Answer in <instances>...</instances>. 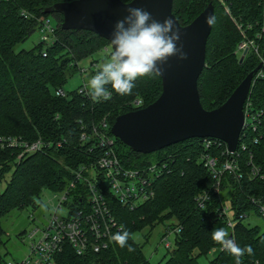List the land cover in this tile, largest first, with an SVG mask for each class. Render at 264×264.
Returning <instances> with one entry per match:
<instances>
[{
  "label": "trees",
  "instance_id": "obj_1",
  "mask_svg": "<svg viewBox=\"0 0 264 264\" xmlns=\"http://www.w3.org/2000/svg\"><path fill=\"white\" fill-rule=\"evenodd\" d=\"M56 1L68 0H0V135L18 136L25 141L39 138L42 143L38 150L23 152L22 146H0V248L4 243V215L33 207L43 189H65L78 166H96V159L108 149V145L99 144L95 129H101L112 140L111 152L120 166H146L163 159L169 171L154 180L152 197L132 209L102 185L106 205L118 225L112 236L127 230L128 244L134 251L119 247L111 236L105 249L82 256L64 245L57 255V264H150L142 245L133 241L131 235L144 226L151 228L162 223L165 228L178 227V233L174 234L164 261L157 264H194L197 257L212 250L216 252L208 264H235V257L219 249L221 244L213 240L214 228L226 229L241 247L251 245L254 254L246 253L242 264H264V226L259 229L256 224H249L247 218L238 216L251 209L245 196L261 190L264 181L234 180L226 174L222 180V184L227 182L222 187H228L230 192L226 199L209 192L205 203L197 206L195 197L207 191L212 182L209 172L197 161L201 150L199 137L164 146L148 159L113 136L109 125L114 116L151 102L160 91V79L156 75L138 79L130 95H120L109 86L110 98L99 102L91 99L83 79L75 88L64 90L62 86L68 78L81 74L79 60L90 58L86 78L95 74L102 58L94 54L108 42L87 29L61 28L60 14L46 11ZM207 3L212 5L213 22L205 40L204 66L196 86L201 106L211 109L224 101L256 65L251 55L238 61L234 49L241 38L236 23L247 36L259 31L260 6L258 0H172L171 12L180 24H185ZM50 15L55 33L51 42L38 40L29 48H14L37 29L42 16ZM261 43L264 56V32ZM57 88L63 94L56 93ZM251 93L253 103L264 108V80L253 81ZM134 99L139 101L138 106ZM101 121L105 122L103 127ZM221 201L231 208V229L225 225L224 217L217 214ZM4 261L0 256V264Z\"/></svg>",
  "mask_w": 264,
  "mask_h": 264
},
{
  "label": "built area",
  "instance_id": "obj_2",
  "mask_svg": "<svg viewBox=\"0 0 264 264\" xmlns=\"http://www.w3.org/2000/svg\"><path fill=\"white\" fill-rule=\"evenodd\" d=\"M258 4L259 31L247 36L240 24L236 23L241 38L235 44L234 52L239 56L245 50L243 56L251 55L256 60L255 64H258L242 103V125L238 140L234 149L228 150L225 142L219 138L199 137L201 150L198 152L197 161L209 172L212 182L207 191L204 190L195 197L197 206L205 203L209 192L219 194L222 186L227 184L226 181L222 184L226 174L234 180L245 178L264 181V108L254 104L251 98L253 81L264 80V56L261 52L264 0H258ZM249 27L250 24L247 23L246 28ZM36 30L40 42L46 44L53 40L54 26L48 17L42 16L38 20ZM81 69L83 68L79 67L78 71H82ZM55 92L63 94L59 88ZM133 102L136 106L140 104L135 99ZM104 124L105 122L101 121L102 127ZM95 132L98 134L99 144L108 145V149L96 159V166H78L68 187L52 191L56 196L53 210L39 224H32L22 231L20 241L25 247L23 256L17 260H5L3 264H57V255L64 245H68L77 256L105 249L118 225L106 205L102 185L107 186L116 199L129 209L152 197L154 180L169 171L166 162L159 159L146 166H120L111 152L112 140L106 137L101 129H95ZM84 135V131H81L80 137L83 138ZM41 144L39 138L25 141L18 136L0 135V146H22L21 152L38 150ZM76 184H82L84 187L77 188ZM260 189L245 196L251 209L240 212L239 217L247 218L252 213L264 222V186ZM219 199L222 200V197ZM59 210L61 214L57 213ZM230 210L228 203L221 201L217 213L224 217L225 225L229 229L233 222L228 216ZM175 233H178L176 226L161 231L159 245L163 250L171 248L172 243L167 242V238L171 236L173 239ZM229 235L232 239L231 233ZM219 249L224 248L220 245Z\"/></svg>",
  "mask_w": 264,
  "mask_h": 264
},
{
  "label": "water",
  "instance_id": "obj_3",
  "mask_svg": "<svg viewBox=\"0 0 264 264\" xmlns=\"http://www.w3.org/2000/svg\"><path fill=\"white\" fill-rule=\"evenodd\" d=\"M172 0H68L53 2L46 11L58 12L63 29H87L110 42L117 20L127 7L147 10L160 21L174 18L180 30L183 51L187 59L169 58L160 79V91L149 103L114 116L110 133L130 149L147 153L189 137H215L233 150L242 125V103L250 87L251 77L258 67L249 70L229 95L216 107L201 106L196 86L204 66L205 40L213 17L212 5L207 3L189 22L180 24L171 12ZM245 50L239 56L241 61ZM230 237V235H229Z\"/></svg>",
  "mask_w": 264,
  "mask_h": 264
},
{
  "label": "clouds",
  "instance_id": "obj_4",
  "mask_svg": "<svg viewBox=\"0 0 264 264\" xmlns=\"http://www.w3.org/2000/svg\"><path fill=\"white\" fill-rule=\"evenodd\" d=\"M126 12L114 25L110 39L112 52L88 81L89 95L95 102L110 98L109 86L120 95H130L138 79L163 75L164 65L173 56L187 59L183 44L178 47L181 33L174 18L160 21L139 7H127ZM212 22L211 17L206 18V23ZM129 238L127 230L112 236L119 247H127L131 252L134 249L128 244ZM212 238L235 257V264H242L241 258L246 253L254 254L251 245L239 246L224 228H214Z\"/></svg>",
  "mask_w": 264,
  "mask_h": 264
},
{
  "label": "rangeland",
  "instance_id": "obj_5",
  "mask_svg": "<svg viewBox=\"0 0 264 264\" xmlns=\"http://www.w3.org/2000/svg\"><path fill=\"white\" fill-rule=\"evenodd\" d=\"M51 22H53V18L49 16ZM39 40V33L37 30L32 32L26 39L22 42L16 44L14 46L15 49L29 48L36 41ZM109 44H105L101 46L94 54V57L102 58L101 64L109 57ZM90 58H84L77 62L78 67H82L81 74H74L70 78L66 80L63 84V89L68 90L75 88L83 79L88 84L90 79L86 78L88 76V61ZM98 64V62H97ZM158 154V150H154L151 152L143 153L141 158H154ZM230 192L226 188H222L219 191V195L222 199H225ZM52 191L47 189L41 190L38 195V199H36V203L33 207H24L20 210L10 211L8 214L4 215L1 220V224L3 227V239L4 243L0 248V256L4 258V260L9 259H20L25 253V247L23 243L20 241L21 231L25 228H28L32 224H39L40 221H43L44 218L48 215L49 212L53 210V205L56 200V196ZM61 214L60 210L57 212ZM246 221L249 224H256L259 229L263 228L264 222L257 215L252 213L249 214ZM165 224H158L151 228L147 226L142 227V230L135 231L131 235L133 241L142 245V250L145 258L148 260L150 264H157L158 262H163L165 259L166 251L161 248L159 245L160 234L163 229H165ZM167 242L172 243V237L169 236L167 238ZM216 251H210L205 256H199L196 258L194 264H208V262L213 258Z\"/></svg>",
  "mask_w": 264,
  "mask_h": 264
}]
</instances>
